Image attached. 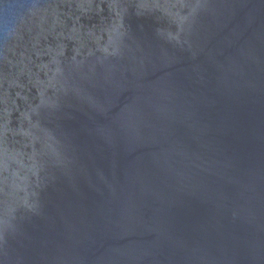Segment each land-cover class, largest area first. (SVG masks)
Wrapping results in <instances>:
<instances>
[{"label":"water","instance_id":"95a60500","mask_svg":"<svg viewBox=\"0 0 264 264\" xmlns=\"http://www.w3.org/2000/svg\"><path fill=\"white\" fill-rule=\"evenodd\" d=\"M0 264H264V0H0Z\"/></svg>","mask_w":264,"mask_h":264}]
</instances>
